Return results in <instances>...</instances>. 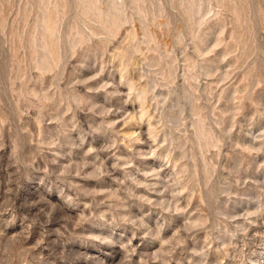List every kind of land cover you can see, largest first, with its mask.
I'll return each mask as SVG.
<instances>
[{"label": "rangeland", "instance_id": "374dc122", "mask_svg": "<svg viewBox=\"0 0 264 264\" xmlns=\"http://www.w3.org/2000/svg\"><path fill=\"white\" fill-rule=\"evenodd\" d=\"M0 264H264V0H0Z\"/></svg>", "mask_w": 264, "mask_h": 264}]
</instances>
